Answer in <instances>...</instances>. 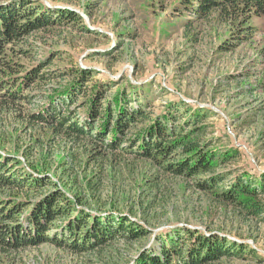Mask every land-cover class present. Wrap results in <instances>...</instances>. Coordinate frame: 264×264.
<instances>
[{
  "label": "rangeland",
  "instance_id": "obj_1",
  "mask_svg": "<svg viewBox=\"0 0 264 264\" xmlns=\"http://www.w3.org/2000/svg\"><path fill=\"white\" fill-rule=\"evenodd\" d=\"M41 1L79 14L90 31L70 23L52 32H36L23 40L21 46L29 55L20 59L22 64L34 66L47 61L46 58L52 59L45 68L52 81L36 93L39 95L36 106L27 107L25 114L37 110L50 90L70 83L72 71L80 67L88 70L90 76L83 87L88 93L80 94L78 104L86 101L93 87L107 93L110 99L117 90L126 88L129 92L131 84L145 86V92L150 94L148 113L156 116L173 104L180 110L177 115L184 118L173 126L181 128L201 112L202 138L212 141L219 152L238 151L235 162L221 170L229 172L230 180L246 175L264 181L262 31L237 45L235 32L229 25L197 22L186 30L183 24L192 18L173 13L178 0ZM230 40L236 48L223 51L222 46ZM61 72H65V80ZM8 125L5 130L0 128V152L16 151L25 166L34 163L46 170L69 198L77 197L82 204L105 213L123 214L148 231V236L129 244L114 242L103 255L76 256L50 244L27 247L18 254L3 257V264H133L141 253H159L162 241L185 236L186 232L188 240L190 234L225 238L250 247L256 256L234 255L214 264H264V213L258 220L244 218L237 210L218 207L211 197L181 178L160 176L150 163L129 157L115 160L108 154L82 155L68 143L59 147L49 142V134H39L36 141L34 134L22 131L14 123ZM5 132L9 134L6 139ZM28 145L34 147L32 154L26 151ZM156 184L159 189H154ZM52 188L39 190L30 196L31 200ZM97 188L99 192H95ZM262 197L264 203V191ZM176 231L180 235L176 236Z\"/></svg>",
  "mask_w": 264,
  "mask_h": 264
},
{
  "label": "trees",
  "instance_id": "obj_2",
  "mask_svg": "<svg viewBox=\"0 0 264 264\" xmlns=\"http://www.w3.org/2000/svg\"><path fill=\"white\" fill-rule=\"evenodd\" d=\"M174 6L173 13L192 18L185 24L178 22L186 30L197 22L229 25L235 32L237 45L254 33H264V0H178ZM61 7L41 0L0 3V128L5 130L8 123H14L22 131L34 134L33 140L38 141L39 134H49V142L59 147L68 143L82 155L108 154L115 160L129 157L150 163L160 176L181 178L211 197L218 207L237 210L247 219H260L264 213V181L246 175L230 180L229 172L221 170L235 162L238 151L219 152L212 141L202 138L201 112L181 128L173 126L184 119L177 115L180 110L173 104L156 116L148 113L150 94L145 92V86L131 84L129 92L126 88L117 90L110 99L107 93L93 87L86 101L78 104L90 73L77 67L72 71L70 83L50 90L37 110L25 114L27 107L36 106L39 97L36 93L52 81V75L45 69L52 59L46 58L47 61L34 66L22 64L20 59L29 55L21 46L23 40L36 32H52L70 23L90 31L79 14ZM254 20L259 22L253 23ZM234 41L225 42L221 49L233 50L237 46ZM64 74L61 72L62 80ZM139 102L144 104L138 105ZM3 135L5 139L9 137L8 132ZM85 148L90 151H84ZM26 151L32 154L33 145H28ZM17 154L0 152V264L3 257L18 254L27 247L50 244L76 256L103 255L114 242L129 244L148 236V231L123 214L105 213L82 204L77 197L69 198L46 170L34 163L25 166ZM22 156L29 159L25 153ZM46 187L53 188L31 200L32 194ZM154 187L159 189L157 184ZM188 234L162 241L159 253L145 251L133 264H214L234 255L256 257L250 247L225 238L190 234L188 240Z\"/></svg>",
  "mask_w": 264,
  "mask_h": 264
}]
</instances>
